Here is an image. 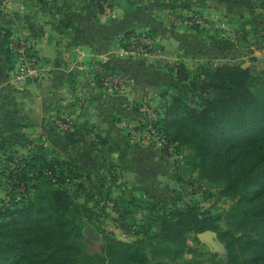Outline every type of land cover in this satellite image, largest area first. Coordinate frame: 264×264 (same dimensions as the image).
<instances>
[{
  "label": "crops",
  "instance_id": "0c3cea01",
  "mask_svg": "<svg viewBox=\"0 0 264 264\" xmlns=\"http://www.w3.org/2000/svg\"><path fill=\"white\" fill-rule=\"evenodd\" d=\"M199 4L205 18H217L220 4L214 0ZM144 31L159 36L161 53L121 56L123 37ZM5 33L32 44L49 67L44 77L26 82L12 78L17 61ZM206 33L187 22L167 23L155 9L130 1L120 0L104 12L92 6L68 17L55 16L31 0L0 4V156L43 144L76 165L91 195L92 189L122 186L125 197L139 196L151 204L166 200L171 189L183 186L174 176L175 157L161 141L132 133V128L139 126L142 106H158L172 93L178 64L203 63L232 50L215 47L221 35ZM104 58L127 78L122 90L90 78L92 61ZM58 117L71 121L68 130L55 126ZM1 157L4 170L9 159Z\"/></svg>",
  "mask_w": 264,
  "mask_h": 264
},
{
  "label": "trees",
  "instance_id": "16d2710c",
  "mask_svg": "<svg viewBox=\"0 0 264 264\" xmlns=\"http://www.w3.org/2000/svg\"><path fill=\"white\" fill-rule=\"evenodd\" d=\"M98 9L104 12L105 7L100 4ZM70 23H66L67 26ZM8 37L9 34L5 33V38ZM222 40H216L214 46L220 49L233 47V44H225ZM104 64L110 67L109 62ZM187 67L184 63L176 66L174 83L191 79V86L200 96V107H190L188 100L179 94L172 95L169 102L164 97V104L160 103L158 107L160 117L154 124L155 132L165 140L164 148L177 143L170 131L184 125L190 130V136L209 140V144L201 150L203 175H215L211 170L220 169L226 190L236 195L241 208L227 212V227L224 229L217 228L218 216L209 207L187 204L181 208L162 210L158 213L162 235L155 238L154 245L167 242L172 244L170 250H177L186 245L188 233L198 234L212 229L218 232L225 244L228 264H264V164L236 171L235 161L228 160V153L234 145L224 138L234 133V137H241V141L250 144L264 139V79L243 64L207 63L194 77L190 76ZM175 85L173 87L177 89ZM140 128L143 126L137 127ZM224 147L226 151L222 154ZM17 152L9 153L8 158L14 167L7 176L6 197L0 200V207L9 206L2 209L4 213L10 214V219L0 221V264H19L23 259L22 253L29 252L43 253L44 264H113L119 260L141 263V254H148L146 248L119 246L123 243L120 241H116L119 245H104L98 250L93 249L91 244L80 246L63 242L53 235H22L21 226L25 228L29 222L45 220L53 226L57 223L56 214L62 217L64 213L80 208L82 203L64 185H73L78 178L81 183L77 188L83 190L86 182L74 163L45 149L43 144L34 146L27 155L13 157L12 154ZM175 162L176 166L177 159ZM117 176L113 175L114 178ZM176 179L183 181L182 178ZM86 196L91 197L89 193ZM14 205L16 209L12 208ZM150 206L152 211L157 209L155 205ZM105 208L102 206V210L105 211ZM151 248L147 249L152 252ZM13 252L16 254L10 255ZM157 264L194 263L161 261Z\"/></svg>",
  "mask_w": 264,
  "mask_h": 264
},
{
  "label": "rangeland",
  "instance_id": "374dc122",
  "mask_svg": "<svg viewBox=\"0 0 264 264\" xmlns=\"http://www.w3.org/2000/svg\"><path fill=\"white\" fill-rule=\"evenodd\" d=\"M10 0H0V4ZM45 6L55 16L68 17L74 12L84 11L88 8L103 5L106 9L116 5L120 0H31ZM123 2H133V4L148 6L155 9L158 16L170 24L187 22L196 30L205 29L207 35L219 34L225 44H233L228 55H214L210 60H205L198 64L193 61L187 67L190 76L194 77L199 73L200 67L207 63L213 65L225 63L243 64L250 66L253 72L264 79V0H214L220 4L217 18H205L200 8V4L207 0H121ZM218 4H215L216 6ZM218 7V6H217ZM216 7V8H217ZM66 24L68 20L62 19ZM198 27L195 28V26ZM214 26L215 28L213 29ZM212 27V28H211ZM209 29V30H208ZM224 34L225 36H222ZM220 59V60H219ZM190 80H182L177 83V89L172 87V93L167 95L165 101H171L172 95L179 94L188 100L190 107H200V96L191 86ZM190 84V85H188ZM175 83L172 85L174 86ZM175 85V86H176ZM163 103V102H162ZM164 104V103H163ZM157 107H160L158 105ZM187 125L171 130L176 144H170L165 148L167 153L177 159L174 172L175 178L183 179L182 187L170 190L166 194V200H156L154 204L141 200L139 196L125 197V189L89 191L91 197L86 196L87 189H78L81 183L76 178L73 185H64L70 190L74 197L82 203L80 208L72 209L71 213H64L62 217L56 214L57 223L53 226L47 224L45 220L32 221L21 226V234L29 235H53L63 242L77 243L81 245L91 244L93 249H101L104 245H119L123 247L146 248L147 255H142L139 264H157L161 261L173 263H194V264H228L225 244L218 236V232L212 229L218 246L214 247L206 240L200 238L199 233H188L186 245L177 250H170L172 244L162 242L161 245H154L155 238L161 234L158 222V213L162 210H170L192 204L197 207H209L217 215V228L224 229L226 226L225 216L232 209L241 208L236 195L226 190V184L220 177V169H212L215 175H203L201 166V150L209 140L205 137H192ZM224 137L229 144L234 145L228 153V160H234V169L241 171L244 167L264 164V139L250 144L241 141V137ZM240 139V141H239ZM166 145L165 141L162 142ZM21 147V146H20ZM20 149V148H19ZM225 147L222 154L225 153ZM9 153L11 151H8ZM30 151L15 154L13 157L27 155ZM1 153V150H0ZM3 154L2 159H9L11 154ZM9 155V156H8ZM0 166V200L6 197L8 187L7 176L14 163L8 160L4 167ZM2 173L4 175L2 176ZM4 177V179H3ZM123 185V184H121ZM94 191V192H92ZM94 193V194H93ZM93 197V198H92ZM95 197V198H94ZM2 203V202H1ZM0 203V204H1ZM84 204L89 205L87 208ZM150 205H155L157 209L151 210ZM105 206L106 210H102ZM9 206L0 207V221L10 219V214H5L2 209ZM16 206H12L15 208ZM16 209V208H15ZM60 213V212H59ZM88 227L94 230V237H90ZM158 237V238H157ZM116 241L123 243L117 244ZM154 246V247H152ZM145 247V248H144ZM152 247V248H151ZM147 248H151L150 252ZM149 251V252H148ZM159 253L160 255H157ZM13 252L10 255H15ZM73 255L67 258H71ZM19 264H44L43 253L29 252L22 256ZM144 260V261H142ZM125 260L114 261L113 264H136Z\"/></svg>",
  "mask_w": 264,
  "mask_h": 264
},
{
  "label": "built area",
  "instance_id": "2783aa9c",
  "mask_svg": "<svg viewBox=\"0 0 264 264\" xmlns=\"http://www.w3.org/2000/svg\"><path fill=\"white\" fill-rule=\"evenodd\" d=\"M10 40L11 50L14 51L16 57V65L13 68L12 78L15 81L26 82L39 80L48 73L47 64L43 63L38 53L32 46V44L25 39L14 40L13 37H8ZM119 54L126 58H136L144 56L150 53L159 54L162 51V44L159 36L152 31H144L139 33H132L125 35L122 39L121 46L119 47ZM109 62L110 58L94 59L91 63V72H89L90 78L97 84L113 89L115 91L122 90L127 83V78L114 67H107L104 63ZM78 64V63H76ZM73 64L72 68L76 67ZM142 118L137 129L132 128V133L146 134L154 139H158L164 142V139H160L157 136L154 124L160 117V110L157 106H142L140 108ZM55 126L62 130H68L71 126V121L64 117H58L55 120Z\"/></svg>",
  "mask_w": 264,
  "mask_h": 264
},
{
  "label": "water",
  "instance_id": "95a60500",
  "mask_svg": "<svg viewBox=\"0 0 264 264\" xmlns=\"http://www.w3.org/2000/svg\"><path fill=\"white\" fill-rule=\"evenodd\" d=\"M88 233L90 237H94V230L91 227H88ZM200 238L206 240L208 243H210L212 246L217 247L218 242L215 238V234L212 230H206L201 233H199Z\"/></svg>",
  "mask_w": 264,
  "mask_h": 264
}]
</instances>
